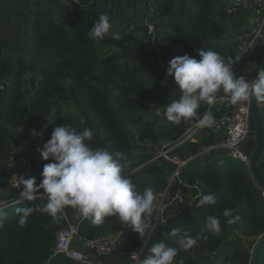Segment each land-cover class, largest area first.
I'll list each match as a JSON object with an SVG mask.
<instances>
[{"label": "trees", "instance_id": "obj_1", "mask_svg": "<svg viewBox=\"0 0 264 264\" xmlns=\"http://www.w3.org/2000/svg\"><path fill=\"white\" fill-rule=\"evenodd\" d=\"M253 2L25 0L10 37L0 14V204H12L6 207L8 216L0 226V264H49L52 259L59 264H78L53 256L57 234L67 226V219L78 225L83 239L116 238V252L101 260L114 257L118 264H132L131 255L144 248L139 234L130 225L118 223L116 217H105L95 225L71 207L64 209L59 221L35 212L24 227L18 225L16 207H39L45 200L20 198L23 185L16 188L13 178L22 170L11 165L12 157L18 154L35 160L34 174L24 178L34 177L38 185L44 165L51 160L42 159L37 150L40 143L27 131H43L40 137L45 143L56 125L77 132L88 127L93 131V147L124 153L125 175L137 191L154 188L152 222L157 226L139 264L152 243L163 240L169 247H178V236L167 234L179 229L181 234L187 231L195 236L208 216L219 218L220 235L205 233L206 240L179 252L178 264H264V199L249 169L224 151L201 155L226 138L224 129H200L193 140L172 152L182 160L191 159L182 178L199 186L201 193L190 195L158 225L157 199L168 188L173 167L164 160L153 161L159 153L156 149L180 142L196 122L191 119L174 125L163 116L154 121L147 117L158 107L163 112L164 106L179 97L174 78L166 74L171 59L185 54L199 59L197 49L217 51L226 59L241 53L244 40L254 35ZM129 10L140 13L138 23L132 19L125 23ZM102 13L109 15L112 27L103 40H96L90 30ZM116 32L120 40L112 38ZM260 52L256 45L235 65L240 63L245 69L257 64ZM209 108L201 102L198 113L212 111L215 124L228 113L224 107ZM53 111L57 119L48 124L43 117ZM263 161L261 158L260 165ZM202 194H212L216 204L196 207ZM226 208L239 221L228 224L222 215ZM255 240L259 242L253 251L248 242Z\"/></svg>", "mask_w": 264, "mask_h": 264}, {"label": "clouds", "instance_id": "obj_2", "mask_svg": "<svg viewBox=\"0 0 264 264\" xmlns=\"http://www.w3.org/2000/svg\"><path fill=\"white\" fill-rule=\"evenodd\" d=\"M112 22L107 13L99 15L92 24L90 35L93 39L103 40L109 34ZM114 40H120L119 32L113 34ZM199 59L185 54L170 60L166 69L168 77H173L179 90L178 99H172L164 106L163 112L158 107L156 117L165 118L174 125L194 119L198 128H211L216 123L212 111L201 116L198 113L201 102L207 105L216 103L217 94L223 92L232 103L247 101L250 98L264 101V67L260 68L254 79L237 76L234 65L239 62L240 54L223 57L214 50L197 49ZM48 124H55V113L43 117ZM45 129L47 125L44 126ZM33 137L43 136V131L31 130ZM93 131L88 127L82 131L70 130L66 126L56 125L50 139L37 150L46 163L42 170L43 179L37 185L36 179L19 178L23 185L20 198L34 201L43 196V206L16 207L18 225L24 227L28 218L35 212L61 219L60 214L66 207L75 209L92 224L103 223L105 217H116L117 222L130 225L131 229L143 239L144 248L148 237L155 232L153 224L154 188L149 186L137 191L131 178L125 175L126 156L120 151H109L103 147H93L90 143ZM41 190L43 192L41 193ZM196 207L215 205L212 194H202L196 200ZM228 224L239 221L233 217V211L226 208L222 212ZM6 207L0 204V226L7 219ZM205 233L220 235L219 218L208 216L204 228L195 236L179 229H173L168 236H178V247H169L163 240H158L148 247V255L141 264H178L175 258L181 250L188 251L199 240H206Z\"/></svg>", "mask_w": 264, "mask_h": 264}, {"label": "built area", "instance_id": "obj_3", "mask_svg": "<svg viewBox=\"0 0 264 264\" xmlns=\"http://www.w3.org/2000/svg\"><path fill=\"white\" fill-rule=\"evenodd\" d=\"M253 3L264 11V0H254ZM262 25L263 26L259 32L254 34L250 41L245 45L244 49L241 50L242 54L240 53V57L256 45H259L261 48L259 62L261 63V66L264 67V14ZM153 29L152 26L149 27L150 34L153 33ZM261 103L264 107V101H261ZM250 104L251 98L247 101H240L234 104L224 93L219 92L217 94L216 103L211 105L209 109H212L214 106L228 109V113L224 114L219 119L218 123L213 126V128L216 129H224L226 131V138L221 143L205 150L201 155L208 154L212 151H224L233 161L244 164L251 173L250 152L247 151L249 144L244 148L241 147V144L253 134ZM200 129L201 128L194 126L180 142L169 147H164L153 159V161L164 160L173 167V171L169 177V186L163 195H161L162 201L169 196L171 197L170 203L174 202L183 205L190 195H194L195 197L200 195L201 189L199 186H192L182 178L183 171L186 169L191 159L182 160L178 156L172 155V152L177 147L185 142L193 140L194 136ZM260 170L264 173V162L261 163ZM13 184L16 188H20L17 177L13 178ZM258 188L261 190L262 198L264 199V190L260 187ZM37 197L44 199L43 196L38 195ZM170 203H167L164 208H160L161 213H164V210L170 206ZM163 216L165 215H162V217ZM159 220L160 214L158 213L157 223ZM143 250L144 248L131 255L130 259L132 264H139ZM115 252L116 238L105 235L99 236L93 240L83 239L80 237L78 225L67 219V226L57 234L56 248L53 256L55 258L66 257L78 264H100L98 263L97 258L109 256Z\"/></svg>", "mask_w": 264, "mask_h": 264}, {"label": "rangeland", "instance_id": "obj_4", "mask_svg": "<svg viewBox=\"0 0 264 264\" xmlns=\"http://www.w3.org/2000/svg\"><path fill=\"white\" fill-rule=\"evenodd\" d=\"M235 1H246V0H235ZM24 2H25V0H0V14H1V16H2V20H3V22H4V26H5V29H7V31L9 32V34H7V36L9 35V37L10 36H12V33H13V31L16 29V27H17V22H18V20L16 19V14H17V12H23V9H21L20 7L22 6H24ZM253 5H254V11H255V13H256V16H255V20H254V22L253 23H255V27H254V30L252 31L253 32V34H256V33H258L259 32V30L262 28V24H263V14H264V11L263 10H261L258 6H256L254 3H253ZM129 18H128V20L125 22V23H127V22H129V19H132V21L134 22V23H138V18H139V16H140V13H138V14H136V13H134V11H132V10H129ZM14 35H15V33H14ZM252 35V34H251ZM250 39H251V37H249V38H246L245 40H244V42H243V44H242V50L244 49V47H245V45L250 41ZM242 54V53H241ZM260 65H261V63L260 62H258ZM246 69V72H248L249 73V71H250V67H247V68H245ZM245 69H243L241 66H240V63H238L237 65H235L234 66V71L236 72V75L237 76H242V75H245ZM263 102V101H262ZM148 117V119L149 120H151V121H154L155 119H156V116H155V111H151L150 113H149V115L147 116ZM32 129H35L36 131H37V129L36 128H32ZM32 129H30V130H28L27 131V134L28 135H30L36 142H38V143H40V146L42 147V145H43V140H42V138L40 137V136H37V137H33L32 135H31V130ZM250 145H251V143H250ZM253 148H254V145L252 144V148H250V150H249V152L250 153H252V151H253ZM160 151H161V148L160 149H156V152H159L160 153ZM158 153V154H159ZM264 160V156L262 157V161ZM261 161V160H260ZM264 162V161H263ZM35 164H36V162H35V160L34 159H26V158H24V157H22V156H20V155H18V154H16V155H13V157H12V161H11V165H13L14 167H16V168H18L19 170H22L21 172L23 173V174H21V172H19V173H17V174H15L14 176V178H18V180H19V178L21 177V176H25V174H31V175H33V171H34V168H35ZM30 169V170H29ZM163 195V194H162ZM169 198V199H168ZM171 202V197H169V196H167L163 201H162V196L160 195L159 197H158V199H157V211H158V213L160 214V220L158 221V225L159 224H161L162 223V221H163V219H164V217L169 213V212H173L174 210H176V209H178L179 207H181L182 205H180V204H178V203H170ZM167 203H170L169 205V207L167 208V209H165L164 210V213H161V211H160V208L162 209V208H164V206L167 204ZM162 215H165V216H163L162 217ZM71 222H73V223H75L74 221H72V220H70ZM257 242H259V241H257V240H255V241H253V242H248V245L250 246V247H252V250L254 251L256 248H257V245H254V244H256ZM254 245V246H253ZM201 258H203L204 259V256L203 257H201ZM97 260L99 261H101V259H99V258H97Z\"/></svg>", "mask_w": 264, "mask_h": 264}, {"label": "water", "instance_id": "obj_5", "mask_svg": "<svg viewBox=\"0 0 264 264\" xmlns=\"http://www.w3.org/2000/svg\"><path fill=\"white\" fill-rule=\"evenodd\" d=\"M250 114L253 134L241 144V147L244 148L249 143L254 145L253 151L250 153V170L255 184L264 190V173L260 170V160L264 156V107L261 101L251 98ZM2 205L8 207L12 204L3 203Z\"/></svg>", "mask_w": 264, "mask_h": 264}, {"label": "crops", "instance_id": "obj_6", "mask_svg": "<svg viewBox=\"0 0 264 264\" xmlns=\"http://www.w3.org/2000/svg\"><path fill=\"white\" fill-rule=\"evenodd\" d=\"M250 71H249V73L248 72H246V69H245V75H242V76H245L246 78H249L250 80L251 79H254L255 78V75H256V72L260 69V68H262V66L259 64V63H257V64H251L250 66ZM250 148H252V143H251V145H250V143H249V145H248V150L247 151H249L250 150ZM109 259V261H107V258H106V260H99V262L98 263H109V264H114L115 262L118 264L119 263V261H118V258H114V257H110V258H108ZM49 264H59V261L58 260H55V259H52L50 262H49Z\"/></svg>", "mask_w": 264, "mask_h": 264}]
</instances>
